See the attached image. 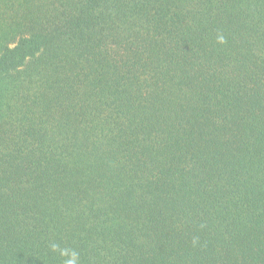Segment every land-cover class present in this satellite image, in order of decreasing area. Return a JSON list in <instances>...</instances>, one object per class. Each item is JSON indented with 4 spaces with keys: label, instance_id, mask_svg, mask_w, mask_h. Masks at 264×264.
<instances>
[{
    "label": "trees",
    "instance_id": "trees-1",
    "mask_svg": "<svg viewBox=\"0 0 264 264\" xmlns=\"http://www.w3.org/2000/svg\"><path fill=\"white\" fill-rule=\"evenodd\" d=\"M0 264H264V0H0Z\"/></svg>",
    "mask_w": 264,
    "mask_h": 264
}]
</instances>
